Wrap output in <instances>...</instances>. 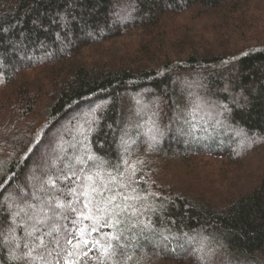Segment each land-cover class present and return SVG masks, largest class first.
I'll list each match as a JSON object with an SVG mask.
<instances>
[{
	"label": "trees",
	"instance_id": "trees-1",
	"mask_svg": "<svg viewBox=\"0 0 264 264\" xmlns=\"http://www.w3.org/2000/svg\"><path fill=\"white\" fill-rule=\"evenodd\" d=\"M262 20L264 0H0V205L88 153L103 198L58 222L61 264H264Z\"/></svg>",
	"mask_w": 264,
	"mask_h": 264
},
{
	"label": "snow or ice",
	"instance_id": "snow-or-ice-1",
	"mask_svg": "<svg viewBox=\"0 0 264 264\" xmlns=\"http://www.w3.org/2000/svg\"><path fill=\"white\" fill-rule=\"evenodd\" d=\"M92 160L93 156L86 153L75 160L76 164L81 165L79 170L65 173L63 180L59 174L42 172L33 176L30 190L20 189L9 194L6 203L0 205V210L6 209L0 214V245H6L9 252L21 251L22 258L29 262L39 260L43 264H61L62 257L56 251L60 247L59 239L56 238L60 231L58 222L66 218V211L76 212L84 220L91 219L88 198L92 193L103 198V191L94 179L100 175L99 170L92 173L84 167L86 161ZM80 174H83V182ZM81 196L85 197V201L79 199ZM81 203L83 209H88V214L75 207ZM18 231L23 233L21 237H17ZM67 242L72 243L70 240ZM50 243H54L55 248L50 249ZM63 264L73 262L65 259Z\"/></svg>",
	"mask_w": 264,
	"mask_h": 264
},
{
	"label": "rangeland",
	"instance_id": "rangeland-1",
	"mask_svg": "<svg viewBox=\"0 0 264 264\" xmlns=\"http://www.w3.org/2000/svg\"><path fill=\"white\" fill-rule=\"evenodd\" d=\"M257 25L259 26L260 29L264 28V21H263V20H262V21H259ZM85 117H86V115H85ZM87 117H88V116H87ZM87 117H86V118H87ZM86 118H85V120H88V118H87V119H86ZM134 130H135V129H134ZM100 167H103V166L101 165Z\"/></svg>",
	"mask_w": 264,
	"mask_h": 264
}]
</instances>
